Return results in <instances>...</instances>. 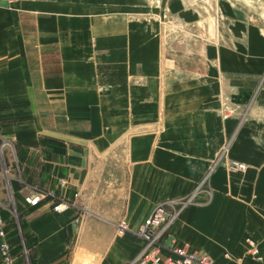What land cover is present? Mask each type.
<instances>
[{"label":"crops","instance_id":"0c3cea01","mask_svg":"<svg viewBox=\"0 0 264 264\" xmlns=\"http://www.w3.org/2000/svg\"><path fill=\"white\" fill-rule=\"evenodd\" d=\"M156 1L0 0V137L23 181L0 173L12 264H124L154 204L203 179L161 253L264 264V5L214 0L204 19ZM34 186L74 205H30Z\"/></svg>","mask_w":264,"mask_h":264},{"label":"built area","instance_id":"2783aa9c","mask_svg":"<svg viewBox=\"0 0 264 264\" xmlns=\"http://www.w3.org/2000/svg\"><path fill=\"white\" fill-rule=\"evenodd\" d=\"M5 159L6 161H4ZM228 167L230 169H244L245 164L235 160H229ZM18 169L13 141L0 137V173L6 175L11 171L14 174L15 180L23 183L19 172H17ZM204 181L205 179L198 182L185 195L174 196L154 204L149 214L133 230L134 234L141 240V245L137 253L124 264H213L205 254L190 253L182 247H170L166 255L161 253L163 237L179 220L181 212L189 204L195 203L198 194L202 191L201 188ZM65 183L64 180H60L59 185L64 186ZM25 201L30 205L46 201L50 204L51 210L56 212L70 205H74V202L63 198L55 190L41 186H34L31 192L25 196ZM9 204L8 199L4 200L0 196V264H12L13 259L12 246L6 237L4 220L1 216L3 209L10 208ZM126 231H129L128 223L125 219L119 220L116 224V232L122 234ZM249 252L254 256L258 254L253 242L250 243Z\"/></svg>","mask_w":264,"mask_h":264},{"label":"rangeland","instance_id":"374dc122","mask_svg":"<svg viewBox=\"0 0 264 264\" xmlns=\"http://www.w3.org/2000/svg\"><path fill=\"white\" fill-rule=\"evenodd\" d=\"M212 1H214V0H187V3L188 4H191V3H196L197 5H201V6H205L206 7V11H204V13H203V15H204V19H205V17H208V18H210L211 17V15H213V13L211 12V10H210V8H209V4L212 2ZM221 1V0H220ZM222 1H227V0H222ZM230 1H234V2H236V3H239V4H242V5H246L247 7L248 6H251V8H252V3L249 1V0H230ZM261 2H262V4L264 5V0H260ZM157 3L158 2H160L159 0L158 1H156ZM156 3V4H157ZM263 11H264V6H263V9H262ZM220 12V11H219ZM2 183V182H1ZM2 193L6 196V194H7V191L5 190V188H3L2 189ZM8 195H10L9 194V192H8ZM8 200H9V202H10V204H9V207L11 206V205H13V199L12 198H7Z\"/></svg>","mask_w":264,"mask_h":264},{"label":"bare ground","instance_id":"6f19581e","mask_svg":"<svg viewBox=\"0 0 264 264\" xmlns=\"http://www.w3.org/2000/svg\"><path fill=\"white\" fill-rule=\"evenodd\" d=\"M42 202V201H41Z\"/></svg>","mask_w":264,"mask_h":264}]
</instances>
